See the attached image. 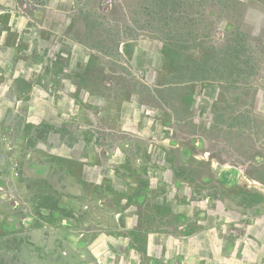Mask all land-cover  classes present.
Listing matches in <instances>:
<instances>
[{
	"label": "rangeland",
	"instance_id": "rangeland-1",
	"mask_svg": "<svg viewBox=\"0 0 264 264\" xmlns=\"http://www.w3.org/2000/svg\"><path fill=\"white\" fill-rule=\"evenodd\" d=\"M143 2L0 0V264H264V0L205 5L246 72Z\"/></svg>",
	"mask_w": 264,
	"mask_h": 264
},
{
	"label": "trees",
	"instance_id": "trees-1",
	"mask_svg": "<svg viewBox=\"0 0 264 264\" xmlns=\"http://www.w3.org/2000/svg\"><path fill=\"white\" fill-rule=\"evenodd\" d=\"M206 4L207 0H144L140 8L134 12L133 24L142 30L154 33L164 41L163 52L171 58L173 70H178L181 51L185 49L182 43L188 41L193 42L190 49H201L203 57H206L205 59L208 61H213L212 63L221 60L225 64L227 60L238 66L243 72L253 68L254 65L251 61L242 60L241 53L243 51L240 46L229 47L219 52L215 46L207 48L202 45L203 39L209 36L210 32L207 30L209 24L204 19ZM89 19V14L83 17L86 26L91 24ZM214 68L213 64L210 65L211 70ZM195 97V91H193L185 98V101L192 103L195 101ZM43 206L49 210H55L48 203Z\"/></svg>",
	"mask_w": 264,
	"mask_h": 264
}]
</instances>
